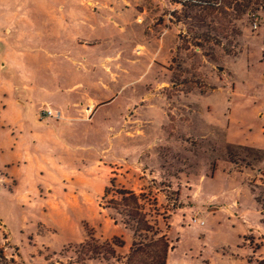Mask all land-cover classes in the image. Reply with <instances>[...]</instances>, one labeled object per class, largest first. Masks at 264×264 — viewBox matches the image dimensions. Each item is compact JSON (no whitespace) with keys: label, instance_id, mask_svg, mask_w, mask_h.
Masks as SVG:
<instances>
[{"label":"rangeland","instance_id":"obj_1","mask_svg":"<svg viewBox=\"0 0 264 264\" xmlns=\"http://www.w3.org/2000/svg\"><path fill=\"white\" fill-rule=\"evenodd\" d=\"M126 1L147 7L154 23L157 18L156 25L159 24L165 31L173 27L176 45L165 76L159 78L162 85L158 91L151 93L156 82L150 77H143L145 81L141 83V91L113 96L116 109L126 102L127 97L133 98V107L125 121L129 134L134 126L131 124L133 113L144 110L149 100H154V94L159 96L160 119L153 125L144 124V134L140 137L127 135L132 139L128 142L136 145L133 147L137 154H126L125 159L130 166L136 164L139 179L131 183L129 179H111L102 206L108 208L113 224L125 231L126 238L130 237L131 245L133 242L149 244V238L155 231L166 235L172 214L180 204L179 192L193 185L206 197L218 196L219 200H225L224 212L218 215L221 219L203 218L205 227L212 231L224 220L212 240L220 238L224 228H229L234 214L249 210V216L257 220L249 184L253 185L255 194L264 200V154L245 148L264 152V10L260 7L254 16L250 14L246 17L237 16L220 0H211L215 4L212 7L199 3L182 6L166 0ZM114 2L123 4L122 0ZM77 3L79 0H0V145L10 135L16 136L19 127L25 129L23 134L31 137L32 143L34 138H48L47 131L41 126L49 124L54 118L39 122L38 116L47 110L66 112L67 100L61 98L60 92L65 91L68 81L61 73L58 77L54 73L57 63L66 65V55L73 57L74 46L70 49V45L58 44L63 40L58 38L61 29L50 23L49 17L51 10L74 7ZM139 22L144 24V19H139ZM254 24L256 29H253ZM15 39H19L22 45L31 42L37 59L25 61L22 58L11 66L8 49L13 47ZM91 45L85 50L97 56L100 46ZM82 49H79L80 55ZM53 55L62 56L54 58ZM54 80L61 87L60 92L54 95L40 91L48 81ZM103 108L96 114L93 124L80 123L81 127L100 129L103 133L113 127L114 132L118 131L120 125L113 121L112 116L109 118L106 115L112 109ZM101 137L89 135L81 138L79 145L95 147L102 143ZM107 142L108 139L105 140ZM27 147H30L29 144ZM32 147L40 151L44 148L41 141L37 145L32 144ZM112 162L115 163L113 158ZM199 177H204L205 181L198 183ZM119 182L126 183V187L136 193L143 191L137 195L139 207L133 210L135 213L123 207V199L118 192L123 190L124 184ZM13 187L8 173L0 169V218L4 217L7 223L2 225L13 230L12 234L4 237L0 229V245L3 243L0 250L5 249L7 257H14L7 259L0 255V264H37L36 257L50 259L47 264H138V255L129 259L130 249L127 253L121 251L123 243L119 237L111 242L93 237L94 242L85 240L82 244H69L56 254L34 248L35 239L29 240L18 229L30 213L27 205H21L16 199L23 186L18 192ZM226 199L229 201L226 202ZM180 200L184 204L189 202L183 196ZM233 201L234 206L231 204ZM213 206L200 209L203 213L201 218ZM134 214L136 217H132ZM190 219L181 216L180 224L184 228L180 233L178 230L172 232L174 239L180 234L184 240L179 252L187 249V253H191V249H198L204 243L202 227L190 225ZM144 224L153 231H140L145 228L141 227ZM84 227L88 229L86 224ZM263 235L264 228L258 239L252 236L244 238L245 243L251 242V245L254 241L252 247H260V254L255 258L264 257ZM93 246L95 254L91 251Z\"/></svg>","mask_w":264,"mask_h":264},{"label":"crops","instance_id":"obj_2","mask_svg":"<svg viewBox=\"0 0 264 264\" xmlns=\"http://www.w3.org/2000/svg\"><path fill=\"white\" fill-rule=\"evenodd\" d=\"M122 3H115L114 0H79L74 7L51 10L49 22L61 29L58 38L62 37L63 40L58 44L70 45V49L74 46V55L71 58L66 55V65H55L54 74L58 77L61 73L62 77L67 78L65 91L61 90L55 80L48 81L40 91L56 95L61 90V98L67 100L66 112L60 110V120L53 119L49 124L41 126L47 131L48 138H34L32 143L31 137L23 134L25 129L19 127L16 136L10 135L0 145V169L8 173L15 192L23 186V191L16 199L21 205H27L30 212L18 229L29 240L34 238L33 247H39L40 251L47 250L56 254L69 244H82L87 236L85 224L95 239L111 242L119 237L123 243L121 251L124 253L131 247L130 237L126 238L125 231L113 224L114 220L108 216V208L103 207L101 202L111 179H129V183L139 179L136 164L134 167L130 166V162L125 159L126 154H137L133 147L136 145L128 142L132 139L127 135L140 137L144 134V124L157 123L160 119V102L159 96L154 94V100H149L144 110L133 113L131 124L134 126L129 134L125 121L128 111L133 107V98L127 97L126 102L116 109L113 96L141 91V83L145 81L143 77H150L156 82L157 89H151V93L158 91L162 85L159 78L165 76L171 63L176 40L174 28L165 31L159 24L156 25L157 18L154 23L147 7L128 4L126 0H122ZM139 19H144V24ZM91 44L100 46L97 56L85 50ZM12 46L8 49V53L11 52L8 55L10 63L12 60L11 66L22 58L26 61L38 57L29 41L22 45L19 39H15ZM82 47L80 55L79 49ZM16 50L19 52L16 53ZM60 56L62 55H53L54 58ZM144 85L147 89L145 83ZM102 105L112 109L106 115L109 118L112 116L113 121L120 125L118 131L114 132L113 127L103 133L100 129L87 130L81 127L80 123H94L96 114L105 109ZM90 114V120H87ZM146 118L149 121H145ZM47 120L40 121L38 118L39 122ZM89 135L102 136V143L95 147L80 146V139ZM39 141L44 148L41 151L33 150L32 144L37 145ZM28 144L30 147H27ZM111 158L115 163H110ZM204 181V177H199L198 183ZM122 184L123 190L133 192L136 197L143 192L141 190L136 193L126 187V183ZM187 189L183 190L188 193L179 192L178 210L172 214V221L166 230L169 250L165 264H257L264 260V257L255 258L260 252L252 247L255 245L253 240L252 245L251 242L248 244L244 241L247 236L258 239L263 231L255 202L257 220L249 216V210L234 214L229 228H224L220 238L215 240H212L213 236L218 233L217 229L221 227L223 219L217 224L215 231L205 225L198 226L202 227V246L191 249V253H187V249L179 252V246L184 240L180 234L174 239L172 232L178 230L180 233L184 228L180 224L181 216L196 217L204 222L203 218L208 217L219 220L221 218L218 215L224 212L225 206V200H219L218 196L206 197L204 193L195 190V185ZM182 196L189 201L187 204L181 202ZM231 204L234 206V201ZM181 205L188 207L181 209ZM210 205L215 207H208L209 212L201 218L203 213L200 209ZM229 206L228 204L227 207ZM1 218L0 229L6 237L13 230L10 226L2 225L7 223L4 217ZM0 253L7 259L12 257H7L5 249L0 250ZM35 259L37 264H47L50 260L44 257L42 260L39 257Z\"/></svg>","mask_w":264,"mask_h":264},{"label":"trees","instance_id":"obj_3","mask_svg":"<svg viewBox=\"0 0 264 264\" xmlns=\"http://www.w3.org/2000/svg\"><path fill=\"white\" fill-rule=\"evenodd\" d=\"M171 3H178L182 6H186V3H199L200 5H205L207 7H212L215 5L213 1L211 0H166ZM221 4L224 5L225 8L232 9V11L237 15H243L248 17L250 14L254 16V13L257 12L260 7L264 10V0H220ZM246 150L255 152V153H263L262 151H258L251 148H245ZM232 164L233 162L230 161ZM249 187H251V192L253 193V198L256 204L257 209H260V223L264 228V200H261L259 196L255 194V191L253 190V185L249 184ZM120 197L123 199V207L130 208L133 210H138L139 204H138V198L131 192H128L126 190H120L118 192ZM255 194V195H254ZM175 209V207H174ZM134 212V211H133ZM135 213V212H134ZM132 217H136V214L132 215ZM140 222V221H139ZM146 224L142 225L141 227L143 230L140 231H146V232H152L153 230L151 228H147L145 226ZM86 229V241L89 240L90 242H94L92 233L89 229L84 227ZM136 231H134L135 233ZM154 237H158L156 240H153ZM147 239V237H144ZM262 240H264V235L262 236ZM85 241V242H86ZM257 250H259L260 247L255 246ZM169 250V244L167 242V239L165 235H160V232L155 231L152 233V237L149 238V244L143 245V242H140L139 244H136V242H133L130 248V256L129 259L134 255H138L137 257V263L138 264H165L166 256ZM92 252L95 254V248L92 247ZM1 255V253H0ZM257 264H264V260L258 262Z\"/></svg>","mask_w":264,"mask_h":264},{"label":"built area","instance_id":"obj_4","mask_svg":"<svg viewBox=\"0 0 264 264\" xmlns=\"http://www.w3.org/2000/svg\"><path fill=\"white\" fill-rule=\"evenodd\" d=\"M257 26L256 24H254L253 29H256ZM40 121L43 120H47L49 118H54L56 120H60L62 118V114L60 111H51V110H47V111H43L41 113V115L39 116ZM87 120H90V116L87 118ZM190 225H199V226H204L205 222L199 220L198 218L194 217L190 219Z\"/></svg>","mask_w":264,"mask_h":264}]
</instances>
